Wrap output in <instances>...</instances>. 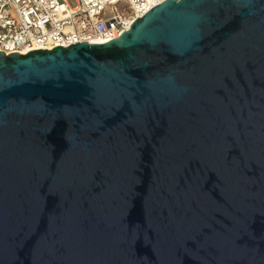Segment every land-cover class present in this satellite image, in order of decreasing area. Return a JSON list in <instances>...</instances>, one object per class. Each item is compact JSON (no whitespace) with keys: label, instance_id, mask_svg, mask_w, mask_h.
Here are the masks:
<instances>
[{"label":"water","instance_id":"obj_1","mask_svg":"<svg viewBox=\"0 0 264 264\" xmlns=\"http://www.w3.org/2000/svg\"><path fill=\"white\" fill-rule=\"evenodd\" d=\"M0 264H264V0L0 51Z\"/></svg>","mask_w":264,"mask_h":264},{"label":"built area","instance_id":"obj_2","mask_svg":"<svg viewBox=\"0 0 264 264\" xmlns=\"http://www.w3.org/2000/svg\"><path fill=\"white\" fill-rule=\"evenodd\" d=\"M0 0V51L105 43L164 0ZM122 3L121 8L112 7ZM112 14H106L107 8Z\"/></svg>","mask_w":264,"mask_h":264},{"label":"rangeland","instance_id":"obj_3","mask_svg":"<svg viewBox=\"0 0 264 264\" xmlns=\"http://www.w3.org/2000/svg\"><path fill=\"white\" fill-rule=\"evenodd\" d=\"M69 2L73 6H75L77 4V1L76 0H69ZM121 6H122V3H117L116 5H113L112 7H116V8H119L120 9ZM106 14H112V8L111 7L107 8Z\"/></svg>","mask_w":264,"mask_h":264}]
</instances>
